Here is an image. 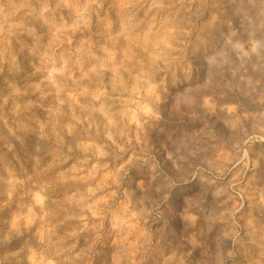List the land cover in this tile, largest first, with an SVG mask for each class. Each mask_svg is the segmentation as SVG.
Returning a JSON list of instances; mask_svg holds the SVG:
<instances>
[{"label": "rangeland", "instance_id": "374dc122", "mask_svg": "<svg viewBox=\"0 0 264 264\" xmlns=\"http://www.w3.org/2000/svg\"><path fill=\"white\" fill-rule=\"evenodd\" d=\"M0 264H264V0H0Z\"/></svg>", "mask_w": 264, "mask_h": 264}]
</instances>
